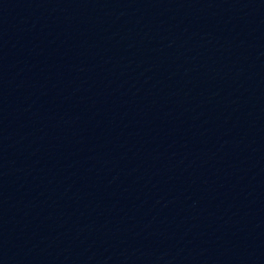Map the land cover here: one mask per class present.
I'll use <instances>...</instances> for the list:
<instances>
[{
    "label": "water",
    "instance_id": "water-1",
    "mask_svg": "<svg viewBox=\"0 0 264 264\" xmlns=\"http://www.w3.org/2000/svg\"><path fill=\"white\" fill-rule=\"evenodd\" d=\"M0 264H264V0H0Z\"/></svg>",
    "mask_w": 264,
    "mask_h": 264
}]
</instances>
